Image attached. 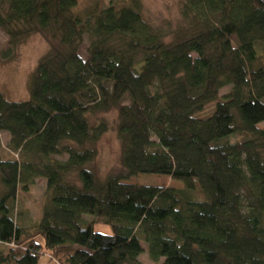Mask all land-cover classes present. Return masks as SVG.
<instances>
[{"label": "trees", "instance_id": "trees-1", "mask_svg": "<svg viewBox=\"0 0 264 264\" xmlns=\"http://www.w3.org/2000/svg\"><path fill=\"white\" fill-rule=\"evenodd\" d=\"M122 1L82 16L78 0H0V61L34 34L50 47L29 100L0 92V264L46 251L56 264H141L142 244L153 264H264V0H185L169 42ZM113 109L122 169L99 181L86 166L108 130L88 115ZM143 174L184 187L126 182ZM38 178L50 198L26 225L16 208Z\"/></svg>", "mask_w": 264, "mask_h": 264}, {"label": "rangeland", "instance_id": "rangeland-1", "mask_svg": "<svg viewBox=\"0 0 264 264\" xmlns=\"http://www.w3.org/2000/svg\"><path fill=\"white\" fill-rule=\"evenodd\" d=\"M112 0H78L77 11L80 15L90 13H97L99 9L107 8ZM118 0L117 5L120 4ZM137 5V10L143 16V19L152 31L157 33L165 42H169L173 37V32L176 31L179 24L183 22V5L185 0H134ZM134 3V4H135ZM118 7V6H117ZM120 7V5H119ZM97 8V9H96ZM97 11V12H96ZM83 16V15H82ZM9 38L0 28V49L4 50L7 47ZM88 46V41H86ZM49 41L43 34H34L30 36V39L19 46L18 56L15 61H0V92L5 96V99L9 102H22L27 101L30 98V77L36 70L35 68L41 61L42 57L49 51ZM141 65H138L139 69ZM231 87H224L220 91V98H223L226 94L230 93ZM124 104H128L125 101ZM215 102L209 105L202 117L210 115L215 107ZM118 110L113 109L108 113H97L96 115L89 114L88 119L91 121L93 127L98 128L102 123L107 126V132L102 134L98 140V144L94 146L96 149L97 157L89 163L86 167L91 169L95 173L96 178L100 181L105 180L108 176L117 175L122 169L121 164V142L117 137V123H118ZM260 128H264V122L259 124ZM1 135V156L10 158L8 152V142L10 137L8 134L3 133ZM232 142H236L237 139L244 141L246 137L232 136ZM57 159H59L57 157ZM78 174L75 172L68 173L66 182H72L79 185ZM130 184L146 185V186H159L162 188H178L184 187L183 182L178 180H172L169 176L149 175L143 174L133 177L129 181ZM196 190H199L198 181H194ZM47 181L43 178H38L32 186L30 192L24 196L19 197L16 214L23 220L24 224H38L42 220L43 208L50 198L47 192ZM18 220V219H17ZM87 221L93 220L92 217H86ZM23 224V223H22ZM97 230L99 232H109V229L105 226L98 224ZM35 240L44 244L42 237L38 236ZM143 253L139 256L141 264H153L148 256V246L142 244ZM6 249L11 247H4ZM50 253L46 251L44 257L42 256L40 264H56L55 261H49Z\"/></svg>", "mask_w": 264, "mask_h": 264}]
</instances>
